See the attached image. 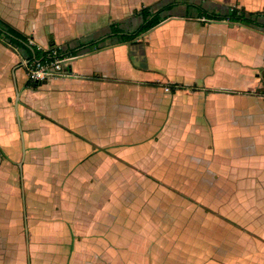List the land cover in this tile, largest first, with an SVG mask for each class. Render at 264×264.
I'll return each instance as SVG.
<instances>
[{
    "label": "crops",
    "instance_id": "crops-1",
    "mask_svg": "<svg viewBox=\"0 0 264 264\" xmlns=\"http://www.w3.org/2000/svg\"><path fill=\"white\" fill-rule=\"evenodd\" d=\"M231 8L256 22L210 18ZM0 22L77 55L27 85L0 39V264H264V0H0Z\"/></svg>",
    "mask_w": 264,
    "mask_h": 264
},
{
    "label": "trees",
    "instance_id": "trees-1",
    "mask_svg": "<svg viewBox=\"0 0 264 264\" xmlns=\"http://www.w3.org/2000/svg\"><path fill=\"white\" fill-rule=\"evenodd\" d=\"M171 6L173 5L171 4L163 6L159 9H153L151 6L144 7L140 10V14L143 17V22L134 32L124 34L116 27H113L112 35L117 37L119 42L132 40L162 22L166 18L162 15V13ZM252 16L253 14L248 15L241 9L231 8V10L224 16L212 15L210 18L227 19L233 22H240L244 24H254L256 21L252 18ZM0 39L11 44L17 49L22 50V52L26 55V58L29 60L44 59L49 56L50 52L55 48V44L51 45L52 47L49 50L37 49L35 46H31L26 35L22 34L16 28L5 22H0ZM26 84L32 85L29 80Z\"/></svg>",
    "mask_w": 264,
    "mask_h": 264
},
{
    "label": "built area",
    "instance_id": "built-area-1",
    "mask_svg": "<svg viewBox=\"0 0 264 264\" xmlns=\"http://www.w3.org/2000/svg\"><path fill=\"white\" fill-rule=\"evenodd\" d=\"M77 55L60 56L58 48H54L44 59L24 60L27 78L30 83L37 84L54 77L69 74L68 62Z\"/></svg>",
    "mask_w": 264,
    "mask_h": 264
},
{
    "label": "rangeland",
    "instance_id": "rangeland-1",
    "mask_svg": "<svg viewBox=\"0 0 264 264\" xmlns=\"http://www.w3.org/2000/svg\"><path fill=\"white\" fill-rule=\"evenodd\" d=\"M3 47V46H2ZM3 48H5V46L3 47ZM9 54L5 51L4 53H1L0 52V60H1V62H6L7 61V59L9 58ZM9 61H10V59H9ZM68 64H70V62L68 63ZM15 67V66H14ZM13 67V68H14ZM19 69H20V74H19V79H24L25 77H26V74H25V70H24V68L22 67V66H20L19 67ZM19 130V129H18ZM20 132V131H19ZM19 142H20V148H21V152H22V155H24L25 153V146L23 147V140H22V137H21V135L19 136ZM23 159V158H22ZM22 203H24V199L22 198Z\"/></svg>",
    "mask_w": 264,
    "mask_h": 264
},
{
    "label": "water",
    "instance_id": "water-1",
    "mask_svg": "<svg viewBox=\"0 0 264 264\" xmlns=\"http://www.w3.org/2000/svg\"><path fill=\"white\" fill-rule=\"evenodd\" d=\"M20 165H22V164L20 163Z\"/></svg>",
    "mask_w": 264,
    "mask_h": 264
}]
</instances>
